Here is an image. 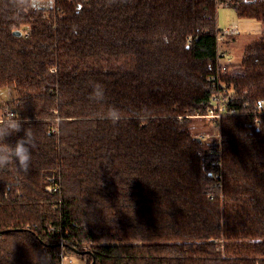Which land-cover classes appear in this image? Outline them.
I'll list each match as a JSON object with an SVG mask.
<instances>
[{
  "label": "trees",
  "instance_id": "trees-1",
  "mask_svg": "<svg viewBox=\"0 0 264 264\" xmlns=\"http://www.w3.org/2000/svg\"><path fill=\"white\" fill-rule=\"evenodd\" d=\"M228 7L261 30L222 77L241 115L212 125L215 0H0L5 142L35 140L27 175L0 170V264H59L49 227L87 264H264V0Z\"/></svg>",
  "mask_w": 264,
  "mask_h": 264
},
{
  "label": "built area",
  "instance_id": "built-area-1",
  "mask_svg": "<svg viewBox=\"0 0 264 264\" xmlns=\"http://www.w3.org/2000/svg\"><path fill=\"white\" fill-rule=\"evenodd\" d=\"M230 0H215V5L218 8L219 6H225L229 4ZM55 0L52 4L54 6ZM219 30V29H218ZM225 31H218L216 33V41H217V53L215 56V70L211 72L209 80L212 86V94L209 98L208 106L205 110V114L199 115L197 114L196 117H204L205 119H208L213 122V125H218L220 123V120L225 116H235V115H241L236 108L229 106V99L231 98V91L228 90V88L224 85L223 82V75L225 74L227 67L232 63V59L228 52L223 50L220 47V42L224 39L223 34ZM257 114L260 116H264V100H261L258 102V111ZM197 138L200 141H204L206 139L205 134H199ZM217 154L219 153V150H217ZM219 165V162L216 163ZM217 177V176H216ZM49 235L54 236V239L56 240V243L59 246V264H65V262L70 263L71 261L68 259V257L71 256V254L68 252V250L71 249H77L76 247L80 246L79 242L67 238V234H65L61 229L49 227L48 229ZM90 244H84L80 246V248L86 250L90 249Z\"/></svg>",
  "mask_w": 264,
  "mask_h": 264
},
{
  "label": "clouds",
  "instance_id": "clouds-1",
  "mask_svg": "<svg viewBox=\"0 0 264 264\" xmlns=\"http://www.w3.org/2000/svg\"><path fill=\"white\" fill-rule=\"evenodd\" d=\"M53 2L54 0H10L17 14L29 10L39 12L50 8ZM21 130L22 122L13 113L10 112L6 118L0 117V170L11 165L18 172L27 175L32 161V150L35 147L31 128H24L23 137L17 139L14 145L5 142L7 137Z\"/></svg>",
  "mask_w": 264,
  "mask_h": 264
},
{
  "label": "rangeland",
  "instance_id": "rangeland-1",
  "mask_svg": "<svg viewBox=\"0 0 264 264\" xmlns=\"http://www.w3.org/2000/svg\"><path fill=\"white\" fill-rule=\"evenodd\" d=\"M231 4V0L229 1L228 5L219 6L216 10V28L220 31H225L223 34L224 39L220 42V47L228 52L232 59V63H238L241 58L243 46L248 44L251 40L255 39L260 30L261 26L258 22L254 20H249L246 18H239L235 11L228 7ZM226 40V41H225ZM227 45H225V42ZM11 95L10 92L6 94H2V101L9 100V96ZM1 101V102H2ZM0 102V103H1ZM2 104V103H1ZM4 111L0 109V117ZM197 123V122H195ZM209 125H200V128H197V133L199 131H206V132H215V127L212 128L211 123ZM71 254L68 259L71 261L70 263L65 262V264H87V259L83 255H77L72 253L71 250H68Z\"/></svg>",
  "mask_w": 264,
  "mask_h": 264
},
{
  "label": "water",
  "instance_id": "water-1",
  "mask_svg": "<svg viewBox=\"0 0 264 264\" xmlns=\"http://www.w3.org/2000/svg\"><path fill=\"white\" fill-rule=\"evenodd\" d=\"M14 34H15V35H20V32H19V31H15V32H14ZM71 251H72V253H74V254H77V255H85V254H90V252H89V251H87V250L78 251V250H76V249H71ZM90 264H94V259H93V256H92V261H91V263H90Z\"/></svg>",
  "mask_w": 264,
  "mask_h": 264
}]
</instances>
